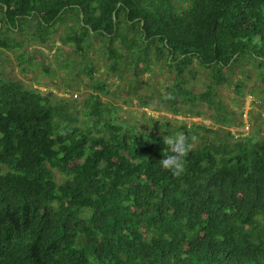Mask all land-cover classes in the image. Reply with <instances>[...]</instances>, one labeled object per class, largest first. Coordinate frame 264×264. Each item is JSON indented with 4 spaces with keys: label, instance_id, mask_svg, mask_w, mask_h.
Wrapping results in <instances>:
<instances>
[{
    "label": "trees",
    "instance_id": "16d2710c",
    "mask_svg": "<svg viewBox=\"0 0 264 264\" xmlns=\"http://www.w3.org/2000/svg\"><path fill=\"white\" fill-rule=\"evenodd\" d=\"M67 12L79 26L61 42L101 55L108 76L162 63L171 81L157 97L173 114L205 106L232 123L219 87L245 64L264 82V0H0V46H22L13 31L50 47ZM195 64L207 71L200 91L188 86ZM109 85L95 81L80 119L48 92L0 79V264H264V130L183 123L150 134L118 122L100 96ZM181 132L194 139L175 177L159 160L163 137Z\"/></svg>",
    "mask_w": 264,
    "mask_h": 264
},
{
    "label": "rangeland",
    "instance_id": "374dc122",
    "mask_svg": "<svg viewBox=\"0 0 264 264\" xmlns=\"http://www.w3.org/2000/svg\"><path fill=\"white\" fill-rule=\"evenodd\" d=\"M78 26V16L73 12L65 13L55 24L50 47L29 42L25 34L12 31L11 35L22 46L14 49L0 46V79H17L29 88L48 92L56 103L65 104L68 111L80 119L87 109L85 99L90 93L97 92L93 84L97 79H106L110 82L109 91L100 93V96L107 101L109 107L114 108L113 115L117 116L118 122L134 125L150 134L161 133L163 124L172 127L183 123L188 126L193 123L203 124L218 130L219 134L228 129L235 136L248 135L256 131V128L264 130V82L259 81L255 74L257 70L251 66H242L248 71L247 75H243L241 67H237L230 79L232 84L219 87V98L230 120H234L232 123L223 122L214 115V109L205 106L197 108L201 111L199 115H194L184 107L181 113L176 115L163 106L157 97V93H162L165 85L171 81V74L162 63L154 64L152 71L143 72L135 78L132 71L124 75L123 79L108 76L101 55L90 51L89 58L85 59L73 45L61 42L60 35L78 29ZM21 53L24 56L22 60L18 58ZM86 61L94 64V73L89 74L85 69ZM194 68L195 76H187L188 86L200 91L204 87L207 71L198 64H195ZM236 80L243 82L240 87L242 94L235 90L233 83ZM154 88L157 92L151 93ZM147 95L152 96L148 107L156 109L160 115L159 121L152 120L147 115L148 107L140 105V99ZM200 131L203 133V130Z\"/></svg>",
    "mask_w": 264,
    "mask_h": 264
},
{
    "label": "clouds",
    "instance_id": "9594fccd",
    "mask_svg": "<svg viewBox=\"0 0 264 264\" xmlns=\"http://www.w3.org/2000/svg\"><path fill=\"white\" fill-rule=\"evenodd\" d=\"M256 42H259V37L256 38ZM174 95L171 92H166L164 100L174 99ZM147 115L154 121L160 120V115L156 109L149 106L147 109ZM71 127L65 125L61 126L60 134L68 135L71 132ZM194 138L189 137L185 133L181 132L175 135H166L163 137V144L165 147L161 151L162 158L159 160L160 167L166 170L175 177H179L186 171V157L192 150V140Z\"/></svg>",
    "mask_w": 264,
    "mask_h": 264
},
{
    "label": "water",
    "instance_id": "95a60500",
    "mask_svg": "<svg viewBox=\"0 0 264 264\" xmlns=\"http://www.w3.org/2000/svg\"><path fill=\"white\" fill-rule=\"evenodd\" d=\"M81 17H82V14H81Z\"/></svg>",
    "mask_w": 264,
    "mask_h": 264
}]
</instances>
